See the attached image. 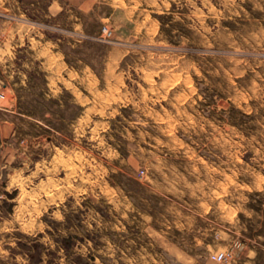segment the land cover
I'll return each mask as SVG.
<instances>
[{"label": "rangeland", "instance_id": "374dc122", "mask_svg": "<svg viewBox=\"0 0 264 264\" xmlns=\"http://www.w3.org/2000/svg\"><path fill=\"white\" fill-rule=\"evenodd\" d=\"M20 2L0 264H264V0Z\"/></svg>", "mask_w": 264, "mask_h": 264}, {"label": "crops", "instance_id": "0c3cea01", "mask_svg": "<svg viewBox=\"0 0 264 264\" xmlns=\"http://www.w3.org/2000/svg\"><path fill=\"white\" fill-rule=\"evenodd\" d=\"M18 0H0V9L4 11H14V2ZM21 7L18 9V13L26 17L27 9L24 8V0H21ZM26 19V18H25ZM29 24L26 20L22 19L20 22L8 21V20H0V59H7L14 57L13 47L14 45H30L33 44L30 37L25 33L28 32ZM40 42V41H39ZM1 88H6L5 83L0 82V91ZM16 113L14 107L10 104H2L0 105V128H6L11 122L8 121L10 119L9 116ZM5 250H1L0 257H7V253ZM20 258L22 264H27V255L20 253ZM39 264H44L40 262Z\"/></svg>", "mask_w": 264, "mask_h": 264}, {"label": "built area", "instance_id": "2783aa9c", "mask_svg": "<svg viewBox=\"0 0 264 264\" xmlns=\"http://www.w3.org/2000/svg\"><path fill=\"white\" fill-rule=\"evenodd\" d=\"M213 257L215 259H218V260H224V259H226L227 255L225 253H223V252H220V253H218L216 255H213Z\"/></svg>", "mask_w": 264, "mask_h": 264}]
</instances>
